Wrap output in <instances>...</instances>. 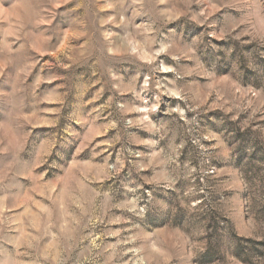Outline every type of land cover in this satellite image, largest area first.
I'll use <instances>...</instances> for the list:
<instances>
[{"label":"clouds","instance_id":"1","mask_svg":"<svg viewBox=\"0 0 264 264\" xmlns=\"http://www.w3.org/2000/svg\"><path fill=\"white\" fill-rule=\"evenodd\" d=\"M0 264H264V0H0Z\"/></svg>","mask_w":264,"mask_h":264}]
</instances>
